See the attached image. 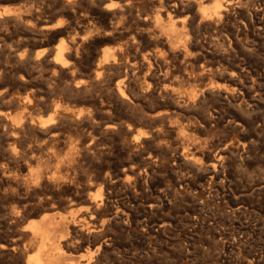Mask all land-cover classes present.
<instances>
[{
	"label": "rangeland",
	"instance_id": "1",
	"mask_svg": "<svg viewBox=\"0 0 264 264\" xmlns=\"http://www.w3.org/2000/svg\"><path fill=\"white\" fill-rule=\"evenodd\" d=\"M30 1H28V0H8L7 2H6V0H1L0 1V11H2L4 9H7V8L12 11L11 15L8 16V14H6V15L2 16V18L0 17V22H1L0 23L1 24L0 25V41H1L0 44L2 43L0 45V50H1L0 51V55H1L0 56V59H1L0 60V63H1L0 64V66H1L0 69H3V70L7 69L8 70V69L14 68V70H18L19 67H20L19 63H18L19 56L23 55L25 49L33 50L34 51L33 54L35 55V54H37L36 52L38 50L40 51L41 50L40 48H42V46L40 47V45L38 44L39 41H38L37 38H39V40H42V39H44L43 37H45V35L39 33L38 31H35L34 29H31L29 24H27L25 21H24L25 25L23 23V20L22 21H18L19 18L16 15H18V14L27 15L31 11L39 9L40 13H41V16L43 18L45 17L46 21L48 23H50V24H54V26H61V28H66L70 24V22H68V21H70L69 20L70 18L67 16L68 14H66L67 11H68V8L66 7L65 4H59L58 5L56 0H30ZM215 1L216 0H212L210 2H206L205 5L206 6L208 5V7H210L211 5L214 4ZM222 1L224 2V0H222ZM225 1L228 2L230 0H225ZM262 2H264V0H253V3L251 2L250 6L248 8L245 5L241 6V7H236L234 9L230 10L228 15L223 16V17H214V18H211V19H205L204 20V19L201 18V15L198 13V16H197L198 18L194 17V21H193V17H191V16L187 17L186 20L184 19V21H183L182 18H184L186 16V13L184 15V13H182V12H177L173 6L171 7L170 3L164 2L162 4L164 6H162V7H163V9L165 7V10L168 9V11L171 12L170 17L172 16L171 17L172 19L170 17L167 18L166 16H164L163 21H166V20L169 21V20H173L174 19L173 21L176 20L175 23H176V26L178 27V29H180V30H182L184 32L187 31L186 32L187 34L184 35L185 38H183V40L178 43V45H181V46H178V50H181L180 48H183V49L181 51L173 53V54L172 53H168L169 51L167 49V46H165V44H164V41L167 40V37H168L167 34L163 33L162 30L160 31L159 30L160 27H158L155 24L156 22H154L155 18H156L157 11H155V9L152 8V6L149 4V2L147 0H125L123 2L124 4L125 3L127 4L126 6H124L125 9L121 8V10H120V8L119 9L117 8V11H119V10L121 11V12L119 11V13L117 12L116 17L118 19L116 17L112 18L113 19L112 20V22H113L112 25L115 26L114 27L115 29L117 28L116 29L117 33L115 34V36H114V38L112 39L111 42H107L105 44L100 45L99 49H101V48L103 49V47L104 48L105 47H113L112 52L113 53H117V55L120 56V58H121L120 63L121 64H119V67H117V68H112V71L110 73L112 74V81L116 82L122 76L121 74H124L126 72V74L129 77L127 76L128 78L126 79L127 81H125L126 83L124 84V88H125L126 92L128 93V97H130V98L128 99L129 100L128 102H125V103H127L126 105H128V106H126L124 102H122L120 100H117V98L114 95H112V97H113L112 98V117L114 118V119L112 118L113 119L112 122L113 121L114 122L116 121L115 123L118 122L121 125V127L115 129L116 131H112V133H113L112 136L110 134H104V133L99 134V136H100V139L102 138L101 142H102L103 145H109L110 144L113 147L112 148V156L107 158L108 160L109 159L110 160L111 159L114 160V161L112 160V168H113L112 169V182L115 181V182H113V185H112V191H113V193H112L113 194L112 210L116 206H123L124 205V207H126V209H127L128 221H130V220L131 221L123 226L122 222H121V219L117 218L115 215L112 216L113 217V222H112V243H110V241H108V243H110L112 246L110 244L104 246V248H105V249H103L104 252L102 251V254H100V259H101L100 262H101V264H110V263L111 264H115V263L116 264H122V263L123 264H125V263L126 264H163V263L164 264H214V263L215 264H237L238 262H239L238 264H243V263H245V264H264V260H263L264 259V233H262V232H264V230L262 231V228L264 229V190H263L264 189V182H263L264 181V149H263L264 148V22H262V21H264V7H263L264 3L262 4ZM27 3L28 4L30 3V4L28 5ZM22 4H23L24 7L23 6H19V5H22ZM36 4H37V6H36ZM43 4H44V6H43ZM48 4H50L51 7ZM34 5L37 8H35ZM57 5H58V7H57ZM5 6H6V8H5ZM7 6H9V7H7ZM12 6H13V8L15 7L16 9L14 8L15 9L14 10L12 8ZM18 6H19V9L17 8ZM180 6L181 5H179L178 8H180ZM31 7H33V8L31 9ZM53 7H54V9H52ZM162 7L159 5L158 9L161 10ZM181 7H183V6H181ZM261 7H262L263 10L261 9ZM169 8H170V10H169ZM198 8H200L199 5L196 6V10ZM123 9H124V11H123ZM246 9L250 10L253 13L255 11L258 12V14L255 16V20H256L255 22L256 23L254 24V26H250L248 24V22H247V17H246V12H245ZM51 10H52V12H51ZM127 10L129 11L128 13H126ZM199 10H201V8ZM49 12H51V14ZM134 12L135 13L137 12V13L135 14ZM46 14L48 15V18L46 16ZM52 14H53V19H51L52 18ZM59 14H61V15H59ZM118 14L119 15L121 14L120 16L122 18ZM54 15H56V16H54ZM57 15H59L58 16L59 18L57 17ZM123 15H124L125 19L123 18ZM10 16H11V19H10ZM128 16H130V17H128ZM141 16H143V17H141ZM63 17H64V19L66 18L65 21H64ZM144 17L145 18L147 17L146 19H148V17H149V19L147 20V21H149L148 24L144 25V24H142L139 21L141 19H144ZM67 18H69V19H67ZM126 18H127L128 22L126 21ZM133 20H134V22H133ZM180 20H182L183 23ZM2 22H4V23H2ZM138 22H140V23L138 24ZM150 22H154V23L152 24ZM118 23H119V25H118ZM66 24H68V25H66ZM123 24H124V26H123ZM129 24H131L132 26L131 25L129 26ZM190 24H191V26H190ZM9 25H10V27H9ZM116 25H117V27H116ZM133 25H134V28H133ZM138 25L141 26L142 28H139ZM146 25H148V26H146ZM152 25H153V27L152 28L150 27L151 29L148 28L149 26H152ZM64 26H66V27H64ZM118 26L119 27L121 26V27L118 28ZM206 26H207V28H206L207 30L204 29V27H206ZM135 27H136V30H135ZM155 27H157V29ZM15 28L16 29L18 28V29L16 30ZM241 28H243V29H241ZM25 29H27L28 31L27 30L25 31ZM186 29H188L190 32L188 30H186ZM191 29L193 31H191ZM239 29H240V31H239ZM255 29H256V31H255ZM120 30H121V32H120V35H119V31ZM145 30H146V32H145ZM155 30L160 31L161 33H163V35L160 32H157ZM131 31H132V33H131ZM242 31H244V32H242ZM253 31H255V32H253ZM5 32H6V35H5ZM125 32H127V33H125ZM147 32L149 33V35H148ZM233 32H235L234 33L235 35L233 34ZM236 32H237V34H236ZM32 33H33V37H32ZM139 33L141 35H139ZM157 33H159L160 35H158ZM190 33H192V34H190ZM122 34H123V36H122ZM154 34L156 35L155 37H153ZM124 35L125 36L127 35L129 37V39H128V37H125ZM146 35H148L149 37L147 36V38H146ZM199 35H200V37H199ZM71 36H73V37H71ZM131 36H134V37H132V40L130 39ZM136 36L138 38H136ZM19 37H20V39H19ZM70 38L74 39V40L75 39L79 40L78 38H80V33H77V32L75 33V31H73V32L70 33ZM123 38H124V40H123ZM152 38H154V39H152ZM15 39H17L16 40L17 42L15 41ZM36 39H37V41H36ZM150 39H152V40H150ZM157 39H159L161 41H159ZM56 40L57 41H55L52 45H54L55 43H57L59 41V39H56ZM136 40L137 41L140 40V41H138V43H137ZM141 40H142V43H141ZM144 40H146L147 43ZM201 40H202V42H199ZM223 40H224V42H223ZM231 40H232V42H231ZM131 41H133L132 44H131ZM190 41H192V42H190ZM195 41L198 42V44L195 43ZM225 41H227V42H225ZM234 41H236L237 43L235 44ZM6 43H7V45H6ZM156 43L158 44L157 46H156ZM29 44L31 46H29ZM112 44H113V46H112ZM147 44H149V45H147ZM150 44H153L154 48L152 47V45L150 46ZM15 45H16V47H13V48L11 47V46H15ZM130 45H131L132 48L130 47ZM140 45L141 46L143 45L142 48H141ZM2 46H4V47H2ZM17 47H18V49H17ZM133 47H135L136 49L133 48ZM14 49H15V51H14ZM121 49H124V50H121ZM137 49H139V50H137ZM185 49H186V51L187 50L188 51L186 52ZM191 49H192V51H190ZM194 49H195V51H194ZM229 49H230V51L231 50L232 51L229 52ZM139 51H141V52H139ZM2 52H3V54H2ZM134 52H139V53L137 55V53H134ZM188 52H190V54ZM199 52H201V53H199ZM211 52H212V55H211ZM221 53H222V55L220 56ZM132 54H134V55H132ZM231 54H232V56H231ZM155 55H157V56H155ZM190 55H191V58H190ZM154 56H155V60H154ZM194 56H196V57H194ZM202 56H204L207 61L205 60V58H202ZM132 57H134V58H132ZM141 57L144 60H146V62H147L146 66L147 67L145 66V68H141L142 70L139 67L136 68L135 65H133V67H132L131 64L133 62V59H135V58L142 59ZM158 57H160V58H158ZM165 57H166V59H165ZM214 57H216V58H214ZM129 58H130V60H129ZM149 58H151V59H149ZM162 58H163V60H162ZM8 60H9V62H8ZM150 60H152V61H150ZM186 60H188V61H186ZM195 60H197V61H195ZM10 61H11V63H10ZM129 61L130 62L132 61L131 64H129ZM169 61H171V62H169ZM204 61H206V62L204 63ZM210 61H211V63H210ZM152 62H154V63H152ZM160 62H162V64ZM173 62H176V63H173ZM213 62H214V64H213ZM218 62H219V64H218ZM195 63H197V64L195 65ZM6 64H8V65L5 66ZM124 64H125V66H124ZM159 64H161V65H159ZM243 64H244V66H243ZM30 65H31V67H30ZM39 65H40V63L38 64L37 61L33 60L31 62V64L28 65L30 67V68L28 67V69L31 70L33 76L35 77V81L36 82L38 81L36 87L38 89H39V87H41L40 88L41 91L45 90L46 92H49V94L54 95V97L51 95L52 98H51L50 102L48 100L44 101L45 104H43L44 103L43 100L39 99L37 96H36L37 99L34 100L32 102V104L27 105V106L25 104H23V102H21L22 101L21 99L24 98L25 94H27L28 92H31V90H32L31 88L32 87H29V86L26 87L25 85H23V82L21 83L20 80H17V81L14 82V81L10 80L4 74V72L0 73L1 74L0 75L1 76V78H0V89L1 90L9 89L8 91L10 92V97H7L3 101L2 100L0 101V108L2 107V109H5V110L8 108L7 111L9 112L8 113V116H9L8 124L6 125V124L0 122V130H1V132H0V148L4 151L3 152L0 149V160L2 159L0 161V171L6 170V169L7 170L13 169V167L17 163H19V162L22 163L23 160L26 161L30 156H32L34 154L39 156V157H41V158L43 157L42 159L46 162L45 166L47 168H51L52 169L58 163L57 158H59V157L62 158L64 155L67 156V154L72 151L73 159L72 160H69V159L65 160V165L67 166V169L65 170V172L69 173L71 175L70 177H71L72 180H74L75 184H77V185L79 184L80 185L81 182H83V174L85 175V174H87V172H89V170L91 171L92 168H93L92 164L96 163V162H94V160L92 158H90V159L88 158V159H85V160H82V159L80 160V158L77 156V154H78L77 146L81 143V140H82L81 138L83 136H85V134L87 135L89 133V131H90V128L88 129V125L85 124V122L82 121V119H77V115H76V111L79 112L80 110H82L83 109L82 107H84V105L80 102L78 94L73 93V92L71 93V92H68V91L67 92L63 91L62 92L61 88H58L54 83H53L54 85H52V80L48 79V78L53 77L52 69L50 68V66L45 67L43 64H41L40 66ZM227 65H229V66L227 67ZM162 66H164V67H162ZM190 66H191V68H189ZM225 66H226V68H225ZM229 67H232V68H229ZM128 68H130V69L128 70ZM154 68H157V70L154 69ZM132 69H134V70H132ZM147 69H149V70H147ZM192 69H194V70H192ZM172 70H174V71H172ZM182 70H184V72ZM189 70H190V72H189ZM231 70H232V72H231ZM133 71H135L136 73L133 72ZM141 71L142 72L144 71L143 72L144 74ZM240 71H241V73H240ZM166 72H168V73H166ZM137 73H139V74H137ZM231 73H233V77L231 76ZM41 74H42V76H41ZM119 74H120V76H119ZM133 74H135V75L133 76ZM153 74H154V76H153ZM180 74L183 75V77ZM116 75H117V79H115ZM179 75H180V77H178ZM135 76H136V78H135ZM204 76H206V78ZM212 76H214V77H212ZM215 76H216V78H215ZM150 77H152V79L154 81L152 79H149ZM181 77L183 79H180ZM224 77L226 78L227 81L225 80ZM138 78L140 80H137ZM166 78H168V79H166ZM186 78H188V79H186ZM213 78H215V79H213ZM2 79H4V81ZM133 79H135V80H133ZM130 80H132L133 83H132V81L130 82ZM212 80H213V82H212ZM219 80H221V81H219ZM134 81H135V83H134ZM183 81H185V82H183ZM216 81H217V83H216ZM142 82H143V84H142ZM171 82H172V84H170ZM179 82H180V85L177 84ZM182 82H183V84H182ZM189 82L192 83V84H189ZM243 82H245V83H243ZM2 83H5V84H2ZM127 83H129L132 87L129 84L127 85ZM158 83H160V84L158 85ZM185 83L188 84V85H186ZM184 84H185V86H184ZM236 85H238L240 88H242L241 91L240 90L237 91ZM128 86H129V88H126ZM5 87H6V89H5ZM37 88H36V90H37V92H39L40 90H38ZM130 88H132V89H130ZM52 89H54L55 91L54 90L52 91ZM187 90L188 91L190 90L191 92L188 93ZM101 91H102V89H101ZM132 91H133L134 94L132 93ZM195 91L198 92V93H196ZM162 92H164V93L162 94ZM165 92H167L168 94H166ZM58 93L61 94V95L59 96ZM135 93H136V95H135ZM137 94H139L140 96L137 95ZM144 94H146V96ZM203 94H204V96H203ZM142 95H144V96H142ZM165 95H166V97H165ZM191 95H193V96H191ZM180 96H181V98L178 99ZM211 96H212V98H211ZM136 97L138 99H136ZM155 97L158 98V99H156ZM174 97H175L176 100L174 99ZM250 97H251V99H250ZM19 98H21V99H19ZM139 98H140V100H139ZM161 99H162V101H161ZM177 99L180 100V102H182V103H179V101ZM216 99H217V101H216ZM238 99H239V101H238ZM134 100H136V101H134ZM155 100H157V102ZM209 100H210V102H209ZM130 101H131V103H130ZM251 101H253V102L251 103ZM55 102H58V103L61 102L60 104H62L60 110H58V116L61 117V118L59 117V120H58L60 122V124H59V122H57L55 124V126L57 127V131H58L57 139H54V141L52 139L50 140V134L47 135V137H49V138H47V137H45V135H43L40 132V130L38 128H36V129L33 128V127L28 128L29 127L28 126V127H25V128H21L23 130H21V133L19 134V136H20L18 138V140H20V141H18L19 144L17 143L15 150H12L11 148H14V145L12 144L13 139H12V136H11L12 131L10 130V126L11 127L18 126V124L15 121V118L18 117V116H22L23 118L25 117V119L26 118L28 119L29 117H33V116L35 118H40L41 115H42L41 118L48 117V116H50L51 113L54 112L53 111L54 109H49V111H48V110H46V107L47 106H51L50 103L53 104ZM238 102H241L242 105L240 106V103H238ZM77 103H78V105H77ZM120 103H122V104L120 105ZM11 105L12 106L14 105L13 106L14 108L13 107L11 108ZM152 105H154V106H152ZM169 105H171V106H169ZM15 106H16V108H15ZM78 106H81V107H78ZM124 106H126V107L123 108ZM135 106H136V108H135ZM177 106H179V107L177 108ZM156 107H157V109H156ZM202 107H203V109H202ZM126 108L128 110H126ZM138 108H139V110H137ZM205 108L207 110H205ZM115 109H117L118 111H116ZM183 109H185V110H183ZM199 109L201 110V112H200ZM119 110H121V111H119ZM125 110H126V112L127 111L128 112L127 113L124 112ZM134 110H136V111H134ZM239 110H241V111H239ZM42 111H44V112H42ZM190 111H192V112H190ZM46 112L48 114H46V116L44 117V115H45L44 113H46ZM115 113H116V115H115ZM195 113H196V115H194ZM158 114H159V116H158ZM200 114L202 115V119H200L201 118ZM171 115H172V117H171ZM117 116H118V119H116ZM177 116L179 117L178 119H177ZM130 117L132 118V120H131ZM192 118H194V119H192ZM133 119H135V120H133ZM149 119L151 120L150 123L148 122V121H150ZM256 119H258V120H256ZM126 120H127V122H126ZM63 121H65L67 123V125ZM138 121H139V123L137 125L136 122H138ZM186 121H189V122H186ZM201 121H202L203 124H200ZM251 121L253 122V124H252ZM158 122H159V125H158ZM179 122L182 123V125H180ZM196 122H198V123H196ZM239 122L241 124H237ZM155 123H156V126H155ZM161 123H162V125H161ZM169 123H172V124L170 125ZM75 124H76V126H75ZM128 124H129V126H128ZM134 124H135V126H134ZM167 124H169V126ZM5 125L8 126L9 129H6L8 127H6ZM72 126H73V128H72ZM126 126L128 127V129H127ZM20 127H22V126H20ZM20 127H18V128H20ZM65 127H67V129H69V130L67 131V129ZM163 127H164V131L162 130ZM27 128L29 130H27ZM177 128H179V129H177ZM208 128L210 130H208ZM24 129L26 131H29V133L28 132L24 133V132H26ZM180 129H181V131H180ZM65 130H66V132H65ZM173 130H174V132H173ZM176 130H179L178 133H177ZM182 130H183V132H182ZM70 131L72 133L74 131L73 134L75 136L72 135V133ZM167 131H168V133H167ZM189 131H192L193 134L191 132H189ZM119 132H120V135H119ZM141 132L143 134H145L146 136L144 135L139 141H136L135 138H133V137L135 136V134H138V133H141ZM68 133H70V134H68ZM154 133H157V134L154 135ZM194 133H196V134H194ZM161 134H163L162 137H161ZM76 135H78V136H76ZM171 135H173L172 138H170ZM22 136H25V137L22 138ZM28 136L31 137V138L29 139ZM32 136L35 137V138H33ZM36 136H38V139H37ZM62 137L63 138L65 137L66 139L65 138L63 139ZM114 137H116L115 141H114ZM2 138H4V139L2 140ZM76 138L78 139V141H76L77 140ZM109 138H110V141L108 140ZM174 138H175V140H174ZM21 139H22V141H21ZM126 139H128V141H126ZM129 139H130V141H129ZM150 139H152L153 141L150 140ZM179 139H180V141H179ZM44 140L45 141L48 140L49 142L48 141L45 142ZM64 140H65V142H64ZM111 140L114 141V142H117V144H119V145L117 146V144H115ZM50 141H52L53 143L50 142ZM74 141H75V143H74ZM105 141H107V143ZM144 141H146V142H144ZM183 141H185V142L183 143ZM36 142L38 143V145L42 146L40 151L37 149ZM58 142L59 143L61 142L60 143L61 146L59 145ZM179 142H180V144H179ZM30 143H32V144H30ZM33 143H35V144H33ZM56 143L58 145V148H57ZM127 143H129V144H127ZM53 144H54V147H53ZM123 144H124V146L126 145V148L123 146ZM173 144H175L176 146L175 145L173 146ZM65 145H68V146H65ZM129 145H130V148H128ZM49 146H50V148H49ZM63 146H64V148H63ZM152 146H153V148H152ZM156 146H157V148H156ZM123 147H124V149H123ZM20 148H21V150H20ZM31 148H33V149H31ZM115 148H116V150H115ZM18 149H19V151H18ZM22 149H23V151H22ZM42 149H43V151H42ZM45 149H47V150H45ZM145 149H148V150H145ZM161 149H162V151H161ZM10 150H11V153L9 152ZM137 150L140 151V153ZM158 150L161 151V152H159ZM1 151H2L3 154H1ZM12 151H14V152H12ZM46 151H48V153H46ZM149 151L151 152V154H150ZM166 151L169 153V155L167 154ZM171 151H172V153H171ZM60 152H62V153H60ZM131 152H133V153H131ZM148 152H149V154H147ZM156 152H157V155H155ZM29 153L31 155H29ZM36 153H38V154H36ZM212 153H213V155H212ZM130 155H131V157H130ZM153 155H154V158H153ZM160 155H161V157H160ZM188 155H190V156H188ZM218 155H221V156H218ZM181 156H182L183 159L181 158ZM216 156H217V158H216ZM50 157L52 159L53 158H56V159H53L51 162H49L48 158H50ZM125 157H127V158H125ZM177 157H178V159H177ZM207 157H209V158H207ZM214 157H215V159H214ZM76 158H77V160H76ZM189 158L191 159V161H190ZM208 159L212 160V161L209 162ZM55 160H56V162H55ZM133 160H135V161H133ZM156 161H157V163H156ZM176 161H177V163H176ZM114 162H117V163H114ZM129 163L131 164V166H130ZM207 164H208V166H207ZM88 165H89V167H88ZM187 165H189V166H187ZM138 167L140 169H138ZM181 167H183V168L181 169ZM188 167H190V168H188ZM193 167H195V168H193ZM116 168H118V169H116ZM184 168L187 171L184 170ZM120 170H122V171L124 170L123 173ZM128 170H129V173H128ZM131 171L134 172V173H132ZM204 171H205V173H204ZM119 172H120V174H119ZM187 172H188L189 176H188ZM191 172H192V174H191ZM145 173L147 174V176H146ZM171 173L173 174L172 176H171ZM175 173L176 174L178 173V174L176 175ZM214 173H215L216 176L214 175ZM116 174H118V176H115ZM123 174H125V175H123ZM24 175L26 177H24V176L23 177L26 178V179H28L29 178L28 176H30V174L27 173V172H25ZM168 175L171 176V177H169ZM184 175H185V177H184ZM190 175H192V176H190ZM149 176H150V178H148ZM161 176L163 178H161ZM197 176L199 178H197ZM166 177H168V178H166ZM130 178H133V179L130 180ZM180 178H182L181 179L182 181L180 180ZM189 178L191 180H195V181H191ZM76 180H78V181H76ZM138 180H139V183H138ZM160 180L162 181V183H161ZM152 182H154V184H152ZM181 182H184V183H181ZM196 182H198V183H196ZM225 182H227V183H225ZM116 184L119 187H116ZM143 184H144V186H143ZM180 184H181V187H180ZM133 185H134V187H133ZM162 185L164 187H162ZM187 185H189L192 188L188 187ZM140 186H141V189H140ZM170 186H171V188H170ZM143 187L145 188V190H144ZM221 187L222 188L224 187V188L222 189ZM165 188H167V189H165ZM176 188L178 189V191H176L177 190ZM220 188H221V190H220ZM129 190H130L131 194L128 193ZM156 190H158V191H156ZM167 190H169V192H167ZM64 192H66V194ZM143 192H145V193H143ZM160 192L163 193V194H161ZM68 193H70V194H68ZM120 193H122V194H120ZM72 194L73 193L71 192V190L66 188V187L63 189V192L61 190L60 193L58 194V196L62 197L63 199H66V200L69 199V203H68L69 205L65 206L66 209H62L61 211L62 212L64 211V213H68L70 211H76L77 213H81V212L84 213L85 210H83L84 208H82L83 204L80 201H78V200L76 201V196L72 195ZM167 194H169V195H167ZM163 195H164V197H162ZM170 195H171V197H170ZM172 195H174V196H172ZM145 197L147 198V200H146ZM72 198H74V199H72ZM3 199L6 200V201L3 202L4 201ZM152 199H153V201H152ZM236 199H237L238 202L236 201ZM10 200L11 199H8V198L7 199L6 198H0V204H4L6 206V203H7V206H9L10 204H12V200H11V202H10ZM173 200H175V201H173ZM54 201H56V199H54ZM118 201H120V202L118 203ZM232 201H234L235 203L232 202ZM259 202H261V203H259ZM239 203H240V205H239ZM159 204H160V206H159ZM149 205H151V206H149ZM242 205H244V206H242ZM255 205L257 207H255ZM259 205H260V208H258ZM0 206H2V205H0ZM234 206H236V207H234ZM194 212H195V214H193ZM112 213H113V211H112ZM139 215H141V216L139 217ZM241 217H242V221H241ZM2 219L3 218H1L0 220L2 221ZM154 219H155V222H154ZM170 219H172L173 221L172 220L170 221ZM192 219H194V220H192ZM139 221H140L141 224L142 223L143 224L141 225L139 223ZM169 222H171V223H169ZM114 223H116V224H114ZM210 223L211 224L215 223V225H210ZM198 225H199V227H198ZM153 226L156 227V228H153ZM160 226H162V227H160ZM143 227L144 228L146 227V228L143 229ZM148 227H149V229H148ZM151 227L153 229H151ZM216 227H218V228L216 229ZM227 228H229V229H227ZM121 229L124 230V231H122ZM146 229H148L149 231L146 230ZM160 229L162 231H160ZM213 229H214V232H216V233L213 232ZM241 229L244 232H242ZM251 229H253V231ZM0 231H3V229L0 228ZM227 231L228 232L230 231V232L228 233ZM255 231H256V233H254ZM122 232L123 233L125 232V233L123 234ZM218 232L220 234H218ZM145 234H146V236H145ZM124 235H125V237H124ZM161 236H162V238H160ZM218 236H220V237H218ZM118 237H119V239H118ZM149 237H150V239H149ZM122 238L125 239V241ZM234 238H236V239H234ZM141 239H144V240H141ZM91 240L93 241L94 239H91ZM119 240H123V241H119ZM234 240H235V242L236 241L237 242L234 243ZM126 241H129V242H126ZM143 242L145 243V245H144ZM251 242L253 244L250 245ZM114 243H116V244L114 245ZM216 243H217V245H216ZM219 244H220V248H219ZM120 245H122V246H120ZM138 247H140V248H138ZM222 247H224V248H222ZM232 248H234V249H232ZM181 250H183V251H181ZM250 250H252V251H250ZM175 251H176V253H175ZM254 251H255V253H254ZM139 253H140V255L142 254L143 256L142 255L140 256ZM182 253H184V254H182ZM238 253L241 255L240 257H239ZM113 255H114L115 258L113 257ZM166 256H168L169 258L166 257ZM140 257H142V258H140ZM228 257H229V259H228ZM261 257H263V258H261ZM122 259L123 260L125 259V260L123 261ZM111 260L114 261V262H112ZM173 260H174V262H173ZM252 261H253V263H252Z\"/></svg>",
	"mask_w": 264,
	"mask_h": 264
},
{
	"label": "bare ground",
	"instance_id": "2",
	"mask_svg": "<svg viewBox=\"0 0 264 264\" xmlns=\"http://www.w3.org/2000/svg\"><path fill=\"white\" fill-rule=\"evenodd\" d=\"M1 1V0H0ZM8 0H6L7 2ZM30 1V0H28ZM58 5L59 4H65L66 7L68 8V11L66 14H68L67 16L70 18V24L69 26H64L66 28H61V26H54V24H50L46 21V18L44 19L41 16L40 10H33L31 11L29 14L27 15H23V14H18L16 15L19 20L18 21H22L23 23L24 21L29 24L31 29H34L35 31H38L39 33L45 35V37H43L44 39L39 40V45L40 47L42 46V48H40L41 50L38 52H36L37 54H33V50L30 49H25L23 55L19 56V69L18 70H14V68L11 69H0V73L4 72V74L12 81H17L20 80L21 83L23 82V85H25L26 87H32L31 92H28L27 94H25L24 98L21 99L23 102V104L30 105L32 104V102L34 100H36V96L44 101H49L51 100V95L49 94V92H46L45 90H40L41 87H39V89L36 87L38 81H35V77L33 76L31 70L28 69V65L31 64V62L33 60L37 61L38 64L40 63L43 64L45 67L50 66V68L52 69V75L53 77L48 78L52 80V85H56L58 88H61V91H65V92H73L79 95V100L80 102L84 105V107H82L83 109L80 110L79 112L76 111V115H77V119H82V121L85 122V124L88 125V129L90 128L89 133L85 136H83L80 140L81 143L77 146V156L80 158V160H85V159H90L92 158L94 160V162H96L93 165L92 170L89 172H87V174H83V182H81V184L77 185L74 183V180L71 179V175L69 173H66L65 170L67 169V166L65 165V160H72L73 159V153L72 151L70 153L67 154V156H61L62 158H57V165L54 168H47L46 162L39 156L37 155H32L30 156L26 161L23 160L22 163H17L13 169L10 170H2L0 171V198H8L12 200V204H8L9 206H6L4 204H0L2 206H0V219H2V221L0 220V228L3 229V231H0V264H101L100 262V254H102V251L105 245H109L110 243H112V222H113V215H115L117 218L121 219L122 225H126L127 223H129L130 221H128V215H127V209L126 207L123 206H116L113 208L112 210V198H113V191H112V185H113V181L112 182V160L113 159H107L108 157L112 156V145H103L100 139L99 134L104 133V134H110L112 136V131H116L115 129L121 127V125L117 122L115 123L114 121L112 122V120L114 119L112 117V95H114L117 100H120L122 102H128L129 98L128 97V93L126 92L125 88H124V84L126 83L125 81H127L126 79L129 77L126 72L124 74H121L122 76L116 81H112V74L110 73L112 71V68H117L119 67L121 58L119 55H117V53H113L112 49L113 47H103V49H99L100 45L105 44L107 42H111L112 39L114 38L115 34L117 33L116 29L114 28L115 26L112 25V18L116 17L117 12L119 13V11L121 10V8H124V6H126L127 2L124 4L123 2L125 0H56ZM149 2V4L152 6V8L155 9V11H157L156 14V18L155 24L160 27V31L162 30L163 33L167 34V40L164 41L165 46H167L168 49V53H176L181 51L183 48H180L181 50H178V45L179 42H181L183 40L184 35L187 34L186 29L184 31L178 29V27L176 26L175 21L173 20H169V21H163L164 16H166L167 18L170 17L171 12L167 10H165V7L163 9L162 5L164 2H168L171 4V7L173 6L175 8V10L177 12H182L186 13V16L183 19L186 20L187 17H193V21H194V17L198 16V13L201 15L202 19H211L214 17H223L228 15L229 11L236 8V7H241V6H247V8L250 6L251 2L253 3V0H230V1H225L224 2L222 0H216L214 2L213 5H211L210 7H208V5L206 6L205 3L206 2H210L212 0H147ZM31 2V1H30ZM40 2V1H39ZM38 2V3H39ZM42 2V1H41ZM259 2V1H258ZM5 3V2H4ZM9 3V2H8ZM36 3V2H35ZM47 3V2H46ZM53 3V2H52ZM264 2H262L263 4ZM6 4V3H5ZM28 4V3H27ZM30 4V3H29ZM28 4V5H29ZM148 4V5H149ZM209 4V3H208ZM11 5V4H10ZM32 5V4H31ZM40 5V4H39ZM50 6V4H48ZM57 5V7H58ZM161 6L162 9H158V6ZM181 5L183 7L180 6V8H178V6ZM199 5V7L201 8V10H199L200 8H198L196 10V6ZM19 6H23L19 5ZM19 6L17 7L19 9ZM37 6V4H36ZM35 5L34 7L37 8ZM44 6V4H43ZM166 6V5H165ZM169 6V5H168ZM167 6V7H168ZM259 6V5H258ZM263 6V5H262ZM9 7V6H7ZM24 7V6H23ZM22 7V8H23ZM28 7V6H27ZM39 7V6H38ZM46 7V6H45ZM51 7V6H50ZM55 7V6H54ZM54 7L52 9H54ZM260 7V6H259ZM264 7V6H263ZM6 8V6H5ZM13 8V6H12ZM15 8V7H14ZM13 8V9H14ZM21 8V7H20ZM29 8V7H28ZM33 7H31L32 9ZM34 8V9H35ZM41 8V7H40ZM117 8L120 10L117 11ZM178 8V9H177ZM16 9V8H15ZM14 9V10H15ZM45 9V8H44ZM43 9V10H44ZM51 9V8H50ZM66 9V8H65ZM125 9V8H124ZM123 9V11H124ZM242 9V8H241ZM244 9V8H243ZM250 9V8H249ZM252 9V8H251ZM262 9V7H261ZM26 10V9H25ZM42 10V9H41ZM61 10V9H60ZM134 10V9H133ZM151 10V9H150ZM170 10V8H169ZM263 10V9H262ZM17 11V10H16ZM23 11V10H22ZM28 11V10H27ZM165 11V12H164ZM243 11V10H242ZM47 12V11H46ZM45 12V13H46ZM52 12V10H51ZM51 12H49L51 14ZM121 12V11H120ZM129 11L127 10L126 13H128ZM132 12V11H131ZM154 12V11H153ZM246 17H247V22L250 26H254V24L256 23L255 21V16L258 14L257 11H255L254 13L251 12L250 10L246 9ZM12 11L7 9H4L2 11H0V17L2 18V16L8 14L11 15ZM14 13V12H13ZM17 13V12H16ZM21 13V12H20ZM135 13V12H134ZM137 13V12H136ZM135 13V14H136ZM151 13V12H150ZM149 13V14H150ZM236 13V12H235ZM49 14V15H50ZM55 14V13H54ZM58 14V13H57ZM140 14V13H139ZM142 14V13H141ZM144 14V13H143ZM148 14V15H149ZM152 14V13H151ZM150 14V15H151ZM176 14V13H175ZM261 14V13H260ZM13 15V14H12ZM61 15V14H59ZM57 15V17L59 16ZM119 15V14H118ZM121 15V14H120ZM119 15V16H120ZM127 15V14H126ZM138 15V14H137ZM147 15V16H148ZM244 15V14H243ZM47 18L48 15L46 14ZM56 16V15H54ZM139 16V15H138ZM230 16V15H229ZM121 17V16H120ZM119 17V18H120ZM130 17V16H128ZM134 17V16H133ZM143 17V16H141ZM165 17V18H166ZM172 17V16H171ZM170 17V18H171ZM238 17V16H237ZM260 17V16H259ZM8 18V17H7ZM51 18V17H50ZM55 18V17H54ZM59 18V17H58ZM117 18V17H116ZM122 18V17H121ZM123 18L125 19L124 15ZM136 18V17H135ZM147 18V17H146ZM144 17V19L139 20L142 24H148L149 21H147L149 19H146ZM198 18V17H197ZM236 18V17H235ZM11 19V16H10ZM53 19V14H52V18ZM64 19V17H63ZM66 19V18H65ZM64 19V21H65ZM118 19V18H117ZM123 19V20H124ZM134 19V18H133ZM172 19V18H171ZM239 19V18H238ZM241 19V18H240ZM245 19V18H244ZM259 19V18H258ZM263 19V18H262ZM14 20V19H13ZM50 20V19H49ZM48 20V21H49ZM55 20V19H54ZM53 20V21H54ZM120 20V19H119ZM118 20V21H119ZM135 20V19H134ZM133 20V22H134ZM196 20V19H195ZM235 20V19H234ZM125 21V20H124ZM127 21V18H126ZM138 21V20H137ZM178 21V20H177ZM182 21V20H180ZM182 21V23H183ZM197 21V20H196ZM244 21V20H243ZM262 21V20H261ZM5 22V21H4ZM2 22V23H4ZM63 22V21H62ZM115 22V21H114ZM117 22V21H116ZM121 22V21H120ZM128 22V21H127ZM132 22V21H131ZM138 22V24L140 23ZM154 22H150V23H154ZM200 22V21H199ZM246 22V21H245ZM264 22V21H262ZM261 22V23H262ZM1 23V22H0ZM10 23V22H9ZM8 23V24H9ZM67 23V22H66ZM136 23V22H135ZM134 23V24H135ZM181 23V24H182ZM191 23V22H190ZM239 23V22H238ZM237 23V24H238ZM241 23V22H240ZM6 24V23H5ZM12 24V23H11ZM21 24V23H20ZM65 24V23H64ZM63 24V25H64ZM132 24V23H131ZM129 24V26L131 25ZM186 24V23H185ZM192 24V23H191ZM190 24V26H191ZM243 24V23H242ZM1 25V24H0ZM18 25V24H17ZM25 25V23H24ZM68 25V24H66ZM119 25V23H118ZM150 25V24H149ZM195 25V24H194ZM193 25V26H194ZM212 25V24H211ZM260 25V24H259ZM262 25V24H261ZM122 26V25H121ZM120 26V27H121ZM124 26V24H123ZM128 26V27H129ZM132 26V25H131ZM148 26V25H146ZM187 26V25H186ZM192 26V27H193ZM238 26V25H237ZM263 26V25H262ZM10 27V25H9ZM117 27V25H116ZM118 26V28H120ZM139 28H142L141 26L138 25ZM145 27V26H144ZM152 28V26H149L148 28ZM182 27V26H181ZM180 27V28H181ZM203 27V26H202ZM258 27V26H257ZM28 28V27H27ZM123 28V27H122ZM134 28V25H133ZM138 28V29H139ZM150 28V29H151ZM157 29V27H155ZM184 28V27H183ZM206 27H204V29H206ZM231 28V27H230ZM247 28V27H246ZM252 28V27H251ZM255 28V27H254ZM253 28V29H254ZM4 29V28H3ZM16 29V28H15ZM18 29V28H17ZM16 29V30H17ZM210 29V28H209ZM212 29V28H211ZM243 29V28H241ZM2 30V29H1ZM27 29H25L26 31ZM136 30V27H135ZM134 30V31H135ZM141 30V29H140ZM139 30V31H140ZM144 30V29H143ZM148 30V29H147ZM153 30V29H152ZM207 30V29H206ZM214 30V29H213ZM235 30V29H234ZM237 30V29H236ZM8 31V30H7ZM28 31V30H27ZM75 31V33H80V38H78L79 40H74L70 38V33ZM125 31V30H124ZM154 31V30H153ZM157 31V30H155ZM157 31V32H160ZM189 31V30H188ZM191 31H193L191 29ZM240 31V29H239ZM256 31V29H255ZM253 31V32H255ZM14 32V31H13ZM12 32V33H13ZM16 32V31H15ZM33 32V31H32ZM121 30L119 31V35H120ZM138 32V31H137ZM144 32V31H143ZM146 32V30H145ZM149 32V31H148ZM147 32V33H148ZM190 32V31H189ZM196 32V31H195ZM244 32V31H242ZM35 33V32H34ZM127 33V32H125ZM132 33V31H131ZM146 33V34H147ZM151 33V32H150ZM161 33V32H160ZM163 33H161L163 35ZM193 33V32H192ZM190 33V34H192ZM235 32H233L234 34ZM22 34V33H21ZM28 34V33H27ZM31 34V33H30ZM73 34V33H72ZM143 34V33H142ZM156 34V33H155ZM154 34L153 37H155L156 35ZM158 35H160L159 33H157ZM237 34V32H236ZM239 34V33H238ZM241 34V33H240ZM6 35V32H5ZM10 35V34H9ZM24 35V34H23ZM29 35V34H28ZM35 35V34H34ZM139 35H141L139 33ZM149 35V33H148ZM146 35V38L147 36ZM198 35V34H197ZM235 35V34H234ZM36 36V35H35ZM123 36V34H122ZM125 36V35H124ZM145 36V35H144ZM152 36V35H151ZM188 36V35H187ZM190 36V35H189ZM215 36V35H214ZM223 36V35H222ZM233 36V35H232ZM7 37V36H6ZM32 37H33V33H32ZM73 37V36H71ZM125 37H128L127 35ZM124 37V38H125ZM131 36V40H132ZM149 37V36H148ZM162 37V36H161ZM200 37V35H199ZM202 37V36H201ZM236 37V36H235ZM238 37V36H237ZM15 38V37H14ZM17 38V37H16ZM22 38V37H21ZM118 38V37H117ZM123 38V40H124ZM136 38H138L136 36ZM143 38V37H142ZM157 38V37H156ZM160 38V37H159ZM163 38V37H162ZM165 38V37H164ZM189 38V37H188ZM192 38V37H191ZM8 39V38H7ZM20 39V37H19ZM23 39V38H22ZM32 39V38H31ZM36 39V41H37ZM56 39H59V41L57 43H55L54 45H52L55 41H57ZM129 39V37H128ZM154 39V38H152ZM150 39V40H152ZM195 39V38H194ZM236 39V38H235ZM240 39V38H239ZM5 40V39H4ZM14 40V39H13ZM17 39H15L16 41ZM134 40V39H133ZM143 40V39H142ZM141 40V43H142ZM159 40V39H157ZM186 40V39H185ZM198 40V39H197ZM196 40V41H197ZM208 40V39H207ZM225 40V39H224ZM223 40V42H224ZM230 40V39H229ZM228 40V41H229ZM7 41V40H6ZM26 41V40H25ZM34 41V40H33ZM137 41V40H136ZM140 41V40H138ZM137 41V43H138ZM146 42V40H144ZM149 41V40H148ZM161 41V40H159ZM163 41V40H162ZM187 41V40H186ZM198 44V42H196ZM237 41V40H236ZM234 41V43L236 44L237 42ZM1 42V41H0ZM3 42V41H2ZM17 42V41H16ZM15 42V43H16ZM144 42V43H145ZM151 42V41H150ZM155 42V41H154ZM192 42V41H190ZM194 42V41H193ZM199 42H202L199 41ZM217 42V41H216ZM220 42V41H219ZM218 42V43H219ZM227 42V41H225ZM232 42V40H231ZM4 43V42H3ZM21 43V42H20ZM122 43V42H121ZM133 43V41H131V44ZM140 43V44H141ZM147 43V42H146ZM149 43V42H148ZM152 43V42H151ZM160 43V42H159ZM187 43V42H186ZM185 43V44H186ZM2 44V43H1ZM0 44V45H1ZM10 44V43H9ZM32 44V43H31ZM201 44V43H200ZM199 44V45H200ZM231 44V43H230ZM234 44V45H235ZM7 45V43H6ZM35 45V44H34ZM128 45V44H127ZM134 45V44H133ZM149 45V44H147ZM153 44H150V46ZM158 44L156 43V46ZM184 45V44H183ZM188 45V44H187ZM211 45V44H210ZM209 45V46H210ZM216 45V44H215ZM219 45V44H218ZM238 45V44H237ZM25 46V45H24ZM29 46H31L29 44ZM33 46V45H32ZM111 46V45H110ZM113 46V44H112ZM137 46V45H136ZM141 46V45H140ZM139 46V47H140ZM143 46V45H142ZM141 46V48H142ZM146 46V45H145ZM160 46V45H159ZM163 46V45H162ZM190 46V45H189ZM198 46V45H197ZM212 46V45H211ZM214 46V45H213ZM4 47V46H2ZM8 47V46H7ZM16 47L15 46H11ZM34 47V46H33ZM131 47V45H130ZM185 47V46H184ZM201 47V46H200ZM22 48V47H21ZM132 48V47H131ZM135 48V47H133ZM154 48V47H153ZM189 48V47H188ZM209 48V47H208ZM207 48V49H208ZM238 48V47H237ZM18 49V47H17ZM130 49V48H129ZM136 49V48H135ZM161 49V48H160ZM166 49V50H167ZM187 49V48H186ZM185 49V51H186ZM8 50V49H7ZM13 50V49H12ZM23 50V49H22ZM115 50V49H114ZM124 50V49H121ZM132 50V49H131ZM139 50V49H137ZM143 50V49H142ZM146 50V49H145ZM144 50V51H145ZM150 50V49H149ZM156 50V49H155ZM164 50V49H163ZM165 50V51H166ZM201 50V49H200ZM206 50V49H205ZM204 50V51H205ZM215 50V49H214ZM222 50V49H221ZM262 50V49H261ZM1 51V50H0ZM9 51V50H8ZM15 51V49H14ZM151 51V50H150ZM184 51V52H185ZM188 51V50H187ZM186 51V52H187ZM192 51V49L190 50ZM195 51V49H194ZM217 51V50H216ZM220 51V50H219ZM218 51V52H219ZM226 51V50H225ZM232 51V50H231ZM229 49V52H231ZM253 51V50H252ZM12 52V51H11ZM18 52V51H17ZM121 52V51H120ZM141 52V51H139ZM139 52H134V53H138ZM221 52V51H220ZM236 52V51H235ZM8 53V52H7ZM21 53V52H20ZM19 53V54H20ZM146 53V52H145ZM148 53V52H147ZM183 53V52H182ZM190 54V52H188ZM201 53V52H199ZM3 54V52H2ZM130 54V53H129ZM180 54V53H179ZM186 54V53H185ZM192 54V53H191ZM210 54V53H209ZM11 55V54H10ZM134 55V54H132ZM150 55V54H149ZM184 55V54H183ZM194 55V54H193ZM199 55V54H198ZM212 55V52H211ZM210 55V56H211ZM216 55V54H215ZM222 55V53L220 54V56ZM230 55V54H229ZM252 55V54H251ZM1 56V55H0ZM8 56V55H7ZM147 56V55H146ZM153 56V55H152ZM157 56V55H155ZM155 56H154V60H155ZM167 56V55H166ZM177 56V55H176ZM185 56V55H184ZM183 56V57H184ZM232 56V54H231ZM12 57V56H11ZM137 57V56H136ZM163 57V56H162ZM187 57V56H186ZM185 57V58H186ZM196 57V56H194ZM198 57V56H197ZM134 58V57H132ZM142 58V57H141ZM160 58V57H158ZM157 58V59H158ZM168 58V57H167ZM176 58V57H175ZM182 58V57H181ZM191 58V55H190ZM202 58H205L204 56H202ZM216 58V57H214ZM213 58V59H214ZM151 59V58H149ZM166 59V57H165ZM189 59V58H188ZM196 59V58H195ZM231 59V58H230ZM259 59V58H258ZM1 60V59H0ZM4 60V59H3ZM14 60V59H13ZM130 60V58H129ZM163 60V58H162ZM175 60V59H174ZM182 60V59H181ZM206 60V58H205ZM7 61V60H6ZM152 61V60H150ZM168 61V60H167ZM172 61V60H171ZM169 61V62H171ZM176 61V60H175ZM184 61V60H183ZM188 61V60H186ZM197 61V60H195ZM194 61V62H195ZM207 61V60H206ZM204 61V63L206 62ZM220 61V60H219ZM230 61V60H229ZM235 61V60H234ZM4 62V61H3ZM9 62V60H8ZM132 62V61H131ZM131 62L129 61V64H131ZM163 62V61H162ZM162 62H160L162 64ZM200 62V61H199ZM5 63V62H4ZM11 63V61H10ZM154 63V62H152ZM156 63V62H155ZM176 63V62H173ZM198 63V62H197ZM195 63V65L197 64ZM211 63V61H210ZM221 63V62H220ZM1 64V63H0ZM13 64V63H12ZM37 64V63H36ZM126 64V63H125ZM124 64V66H125ZM128 64V65H129ZM159 64V65H161ZM188 64V63H187ZM190 64V63H189ZM194 64V63H193ZM214 64V62H213ZM219 64V62H218ZM8 64H6L5 66H7ZM35 65V64H34ZM39 65V66H40ZM132 67L133 65L137 67L141 68H145V66L147 65L146 60L142 59H138L135 58L133 59L132 62ZM170 65V64H169ZM176 65V64H175ZM194 65V66H195ZM209 65V64H208ZM207 65V66H208ZM231 65V64H230ZM239 65V64H238ZM10 66V65H9ZM8 66V67H9ZM12 66V65H11ZM43 66V67H44ZM174 66V65H173ZM177 66V65H176ZM179 66V65H178ZM229 65H227L228 67ZM244 66V64H243ZM1 67V66H0ZM31 67V65H30ZM29 67V68H30ZM122 67V66H121ZM147 67V66H146ZM159 67V66H158ZM164 67V66H162ZM166 67V66H165ZM198 67V66H197ZM217 67V66H216ZM6 68V67H5ZM10 68V67H9ZM149 68V67H148ZM160 68V67H159ZM168 68V67H167ZM183 68V67H182ZM181 68V69H182ZM191 68V66L189 67ZM196 68V67H195ZM226 68V66H225ZM232 68V67H229ZM235 68V67H234ZM233 68V69H234ZM253 68V67H252ZM126 69V68H125ZM124 69V70H125ZM130 68H128L129 70ZM157 70V68H154ZM166 69V68H165ZM188 69V68H187ZM216 69V68H215ZM219 69V68H218ZM239 69V68H238ZM123 70V69H122ZM121 70V71H122ZM127 70V69H126ZM125 70V71H126ZM134 70V69H132ZM131 70V71H132ZM142 70V69H141ZM144 70V69H143ZM149 70V69H147ZM194 70V69H192ZM197 70V69H196ZM195 70V71H196ZM199 70V69H198ZM228 70V69H227ZM245 70V69H244ZM40 71V70H39ZM130 71V72H131ZM174 71V70H172ZM184 72V70H182ZM226 71V70H225ZM44 72V71H43ZM123 72V71H122ZM128 72V71H127ZM135 72V71H133ZM142 72V71H141ZM144 72V71H143ZM142 72V73H143ZM148 72V71H147ZM151 72V71H150ZM160 72V71H159ZM163 72V71H162ZM190 72V70H189ZM198 72V71H197ZM232 72V70H231ZM235 72V71H234ZM233 72V73H234ZM129 73V72H128ZM136 73V72H135ZM140 73V72H139ZM137 73V74H139ZM157 73V72H156ZM161 73V72H160ZM168 73V72H166ZM179 73V72H178ZM193 73V72H192ZM191 73V74H192ZM195 73V72H194ZM215 73V72H214ZM219 73V72H218ZM229 73V72H228ZM233 73H231V76L233 77ZM241 73V71H240ZM243 73V72H242ZM3 74V75H4ZM37 74V73H36ZM40 74V73H39ZM118 74V73H117ZM141 74V73H140ZM144 74V73H143ZM176 74V73H175ZM187 74V73H186ZM209 74V73H208ZM235 74V73H234ZM1 75V74H0ZM135 74H133L134 76ZM142 75V74H141ZM147 75V74H146ZM181 75V74H180ZM180 75L178 77H180ZM223 75V74H222ZM37 76V75H36ZM42 76V74H41ZM47 76V75H46ZM50 76V75H49ZM120 76V74H119ZM128 76V77H127ZM132 76V75H131ZM154 76V74H153ZM160 76V75H159ZM183 77V75H181ZM228 76V75H227ZM226 76V77H227ZM145 77V76H144ZM162 77V76H161ZM160 77V78H161ZM174 77V76H173ZM176 77V76H175ZM180 79H183V78ZM206 78V76H204ZM208 77V76H207ZM214 77V76H212ZM238 77V76H237ZM1 78V76H0ZM136 78V76H135ZM141 78V77H140ZM203 78V77H202ZM216 78V76H215ZM213 78V79H215ZM219 78V77H218ZM225 78V77H224ZM117 79V75L116 78ZM149 79H152V77H150ZM155 79V78H154ZM168 79V78H166ZM174 79V78H173ZM188 79V78H186ZM199 79V78H198ZM204 79V78H203ZM209 79V78H208ZM223 79V78H222ZM234 79V78H233ZM4 81V79H2ZM9 80V81H10ZM129 80V79H128ZM135 80V79H133ZM137 80H140L139 78ZM136 80V81H137ZM153 80V79H152ZM161 80V79H160ZM165 80V79H164ZM163 80V81H164ZM170 80V79H169ZM185 80V79H184ZM200 80V79H199ZM206 80V79H205ZM211 80V79H210ZM218 80V79H217ZM226 80V78H225ZM44 81V80H43ZM132 80H130L131 82ZM143 81V80H142ZM151 81V80H150ZM154 81V80H153ZM162 81V82H163ZM171 81V80H170ZM174 81V80H173ZM178 81V80H177ZM181 81V80H180ZM188 81V80H187ZM186 81V82H187ZM190 81V80H189ZM198 81V80H197ZM221 81V80H219ZM224 81V80H223ZM227 81V80H226ZM232 81V80H231ZM239 81V80H238ZM241 81V80H240ZM244 81V80H243ZM138 82V81H137ZM140 82V81H139ZM146 82V81H145ZM185 82V81H183ZM182 82V84H183ZM210 82V81H209ZM213 82V80H212ZM229 82V81H228ZM242 82V81H241ZM13 83V82H12ZM54 83V84H53ZM133 83V81H132ZM135 83V81H134ZM141 83V82H140ZM148 83V82H147ZM150 83V82H149ZM166 83V82H165ZM164 83V84H165ZM188 83V82H187ZM217 83V81H216ZM234 83V82H233ZM245 83V82H243ZM5 84V83H2ZM129 83H127L128 85ZM139 84V83H138ZM143 84V82H142ZM160 83H158L159 85ZM163 84V83H162ZM172 84V82L170 83ZM174 84V83H173ZM176 84V83H175ZM180 85V82L177 83ZM176 84V85H177ZM186 84V83H185ZM184 84V86H185ZM189 84H192L189 82ZM198 84V83H197ZM209 84V83H208ZM212 84V83H211ZM241 84V83H240ZM41 85V84H40ZM130 85V84H129ZM148 85V84H147ZM157 85V86H158ZM175 85V86H176ZM178 85V86H179ZM188 85V84H186ZM221 85V84H220ZM234 85V84H233ZM45 86V85H44ZM126 86V85H125ZM131 86V85H130ZM141 86V85H140ZM182 86V85H181ZM196 86V85H195ZM228 86V85H227ZM238 85H236V89L237 91H241L242 88H240ZM2 87V86H1ZM38 90H40L39 92H37L36 88ZM132 87V86H131ZM209 87V86H208ZM4 88V87H3ZM8 88V87H7ZM47 88V87H46ZM51 88V87H50ZM126 88H129L126 87ZM146 88V87H145ZM156 88V87H155ZM177 88V87H176ZM6 89V87H5ZM102 89V91H101ZM132 89V88H130ZM137 89V88H136ZM143 89V88H142ZM9 89L6 90H1L0 89V101L6 99L7 97H10V92L8 91ZM51 90V89H50ZM54 89H52L53 91ZM148 90V89H147ZM175 90V89H174ZM182 90V89H181ZM207 90V89H206ZM211 90V89H210ZM226 90V89H225ZM229 90V89H228ZM235 90V89H234ZM244 90V89H243ZM27 91V90H26ZM55 91V90H54ZM163 91V90H162ZM165 91V90H164ZM173 91V90H172ZM176 91V90H175ZM188 91V90H187ZM194 91V90H193ZM209 91V90H208ZM218 91V90H217ZM233 91V90H232ZM51 92V91H50ZM64 92V93H65ZM153 92V91H152ZM157 92V91H156ZM174 92V91H173ZM177 92V91H176ZM179 92V91H178ZM191 92L190 90L188 91V93ZM196 92V91H195ZM230 92V91H229ZM26 93V92H25ZM61 93V92H60ZM133 93V91H132ZM145 93V92H144ZM164 92H162L163 94ZM166 94H168L167 92H165ZM198 93V92H196ZM220 93V92H219ZM233 93V92H232ZM248 93V92H247ZM59 94V93H58ZM134 94V93H133ZM180 94V93H179ZM206 94V93H205ZM208 94V93H207ZM217 94V93H216ZM249 94V93H248ZM61 94H59L60 96ZM136 95V93H135ZM139 95V94H137ZM146 96V94H144ZM142 95V96H144ZM149 95V94H148ZM160 95V94H159ZM174 95V94H173ZM177 95V94H176ZM196 95V94H195ZM209 95V94H208ZM221 95V94H220ZM54 97V95H52ZM140 96V95H139ZM184 96V95H183ZM193 96V95H191ZM198 96V95H197ZM204 96V94H203ZM213 96V95H212ZM211 96V98H212ZM66 97V96H65ZM76 97V96H75ZM166 97V95H165ZM217 97V96H216ZM223 97V96H222ZM228 97V96H227ZM142 98V97H141ZM156 98V97H155ZM162 98V97H161ZM171 98V97H170ZM181 96L178 98L180 99ZM183 98V97H182ZM185 98V97H184ZM188 98V97H187ZM199 98V97H198ZM203 98V97H202ZM244 98V97H243ZM77 99V98H76ZM136 99H138L136 97ZM144 99V98H143ZM146 99V98H145ZM149 99V98H148ZM154 99V98H153ZM158 99V98H156ZM175 99V97H174ZM177 99V100H178ZM241 99V98H240ZM251 99V97H250ZM253 99V98H252ZM9 100V99H8ZM133 100V99H132ZM140 100V98H139ZM138 100V101H139ZM151 100V99H150ZM169 100V99H168ZM176 100V99H175ZM187 100V99H186ZM6 101V100H5ZM65 101V100H64ZM136 101V100H134ZM149 101V100H148ZM157 102V100H155ZM162 101V99H161ZM179 103L180 100H178ZM177 101V102H178ZM191 101V100H190ZM199 101V100H198ZM217 101V99H216ZM239 101V99H238ZM242 101V100H241ZM17 102V101H16ZM15 102V103H16ZM20 102V101H19ZM41 102V101H40ZM77 102V101H76ZM79 102V103H80ZM143 102V101H142ZM147 102V101H146ZM169 102V101H168ZM192 102V101H191ZM210 102V100H209ZM212 102V101H211ZM253 101H251L252 103ZM255 102V101H254ZM3 103V102H2ZM1 103V104H2ZM6 103V102H5ZM14 103V104H15ZM61 103V102H60ZM58 102L55 103H50L51 106H47L46 110L49 111V109H54L53 113H49L50 116L45 117L46 114H48L47 112L44 113V117L45 118H35L33 117H29L28 119L25 117L23 118L22 116H18L15 118L16 123L18 124V126L16 127H11L10 126V130L12 131V139L13 142L12 144L14 145V148H11L12 150H15L16 148V144L18 143V138L20 137L19 134L21 133V128H25V127H33V128H38L40 130V132L45 135V137H47V135L50 134V140L52 139L54 141V139H57L58 136V131H57V127L55 126V124L57 122H59V117L58 116V110H60L62 104H60ZM70 103V102H69ZM80 103V104H81ZM131 103V101H130ZM134 103V102H133ZM140 103V102H139ZM240 106L242 105L241 102ZM237 103V104H238ZM45 104V102L43 103ZM72 104V103H71ZM122 103H120L121 105ZM127 103H125L126 105ZM137 104V103H136ZM162 104V103H161ZM177 104V103H176ZM189 104V103H188ZM187 104V105H188ZM220 104V103H219ZM254 104V103H253ZM3 105V104H2ZM10 105V104H9ZM74 105V104H73ZM78 105V103H77ZM115 105V104H114ZM124 105V104H123ZM149 105V104H148ZM165 105V104H164ZM183 105V104H182ZM181 105V106H182ZM197 105V104H196ZM244 105V104H243ZM7 106V105H6ZM14 106V105H13ZM11 105V108L13 107ZM128 106V105H126ZM126 106H124L123 108H125ZM137 106V105H136ZM135 106V108H136ZM154 106V105H152ZM171 106V105H169ZM180 106V107H181ZM209 106V105H208ZM24 107V106H23ZM44 107V106H43ZM42 107V108H43ZM81 107V106H78ZM139 107V106H138ZM148 107V106H147ZM150 107V106H149ZM162 107V106H161ZM164 107V106H163ZM179 106H177L178 108ZM206 107V106H205ZM5 108V107H4ZM14 108V107H13ZM16 108V106H15ZM77 108V107H76ZM122 108V109H123ZM140 108V107H139ZM139 108L137 110H139ZM152 108V107H151ZM184 108V107H183ZM240 108V107H239ZM243 108V107H242ZM8 109V108H7ZM7 109H2V107L0 108V122L4 123V124H8V120H9V116H8V111ZM27 109V108H26ZM75 109V108H74ZM157 109V107H156ZM180 109V108H179ZM193 109V108H192ZM203 109V107H202ZM116 111H118L117 109H115ZM126 110H128L126 108ZM126 110L124 112H126ZM177 110V109H176ZM185 110V109H183ZM200 110V109H199ZM205 110H207L205 108ZM251 110V109H250ZM121 111V110H119ZM136 111V110H134ZM133 111V112H134ZM181 111V110H180ZM187 111V110H186ZM194 111V110H193ZM241 111V110H239ZM245 111V110H244ZM29 112V111H28ZM36 112V111H35ZM44 112V111H42ZM51 112V111H50ZM114 112V111H113ZM128 112V111H127ZM126 112V113H127ZM141 112V111H140ZM182 112V111H181ZM185 112V111H184ZM192 112V111H190ZM189 112V113H190ZM195 112V111H194ZM197 112V111H196ZM201 112V110H200ZM204 112V111H203ZM122 113V112H121ZM155 113V112H154ZM187 113V112H186ZM206 113V112H205ZM208 113V112H207ZM211 113V112H210ZM240 113V112H239ZM42 114V113H41ZM124 114V113H123ZM150 114V113H149ZM177 114V113H176ZM198 114V113H197ZM212 114V113H211ZM35 115V114H34ZM116 115V113H115ZM125 115V114H124ZM127 115V114H126ZM135 115V114H134ZM161 115V114H160ZM191 115V114H190ZM196 115V113L194 114ZM193 115V116H194ZM201 115V114H200ZM208 115V114H207ZM120 116V115H119ZM128 116V115H127ZM144 116V115H143ZM142 116V117H143ZM159 116V114H158ZM11 117V116H10ZM38 117V116H37ZM126 117V116H125ZM170 117V116H169ZM172 117V115H171ZM182 117V116H181ZM195 117V116H194ZM197 117V116H196ZM199 117V116H198ZM212 117V116H211ZM240 117V116H239ZM61 118V117H60ZM65 118V117H64ZM69 118V117H68ZM113 118V119H112ZM123 118V117H122ZM131 118V117H130ZM140 118V117H139ZM151 118V117H150ZM159 118V117H158ZM179 117L177 116V119ZM205 118V117H204ZM118 119V116L117 118ZM121 119V118H120ZM119 119V120H120ZM142 119V118H141ZM147 119V118H146ZM189 119V118H188ZM187 119V120H188ZM194 119V118H192ZM202 119V115L201 118ZM64 120V119H63ZM74 120V119H73ZM132 120V118H131ZM130 120V121H131ZM135 120V119H133ZM139 120V119H138ZM143 120V119H142ZM150 120V119H149ZM157 120V119H156ZM155 120V121H156ZM164 120V119H163ZM196 120V119H195ZM240 120V119H239ZM258 120V119H256ZM61 121V120H60ZM121 121V120H120ZM147 121V120H146ZM160 121V120H159ZM162 121V120H161ZM169 121V120H168ZM181 121V120H180ZM203 121V120H202ZM202 121L200 122V124H203ZM248 121V120H247ZM65 122V121H63ZM127 122V120H126ZM134 122V121H133ZM143 122V121H142ZM149 123L151 122L148 121ZM157 122V121H156ZM164 122V121H163ZM189 122V121H186ZM222 122V121H221ZM252 122V121H251ZM11 123V122H10ZM66 123V122H65ZM83 123V122H82ZM123 123V122H122ZM130 123V122H129ZM137 125L139 123L136 122ZM145 123V122H144ZM154 123V122H153ZM165 123V122H164ZM163 123V124H164ZM180 123V122H179ZM193 123V122H192ZM191 123V124H192ZM198 123V122H196ZM208 123V122H207ZM250 123V122H249ZM60 124V122H59ZM72 124V123H71ZM70 124V125H71ZM133 124V123H132ZM147 124V123H146ZM152 124V123H151ZM166 124V123H165ZM170 125L172 123H169ZM169 124H167L169 126ZM190 124V125H191ZM205 124V123H204ZM237 124H241L240 122ZM253 124V122H252ZM5 125V126H6ZM16 125V124H15ZM14 125V126H15ZM63 125V124H62ZM67 125V123H66ZM73 125V124H72ZM78 125V124H77ZM148 125V124H147ZM154 125V124H153ZM159 125V122H158ZM162 125V123H161ZM180 125H182V123H180ZM185 125V124H184ZM208 125V124H207ZM214 125V124H213ZM22 126V127H20ZM76 126V124H75ZM123 126V125H122ZM129 126V124H128ZM135 126V124H134ZM146 126V125H145ZM152 126V125H151ZM156 126V123H155ZM166 126V125H165ZM175 126V125H174ZM189 126V125H188ZM196 126V125H195ZM8 127V126H6ZM20 127V128H18ZM59 127V126H58ZM80 127V126H79ZM127 127V126H126ZM131 127V126H130ZM141 127V126H140ZM147 127V126H146ZM150 127V126H149ZM190 127V126H189ZM194 127V126H193ZM27 128V130H29ZM67 129V127H65ZM64 128V129H65ZM71 128V127H70ZM73 128V126H72ZM78 128V127H77ZM168 128V127H167ZM166 128V129H167ZM180 128V127H179ZM177 128V129H179ZM201 128V127H200ZM6 129H9L6 128ZM5 129V130H6ZM32 129V128H31ZM30 129V130H31ZM59 129V128H58ZM79 129V128H78ZM81 129V128H80ZM128 129V127H127ZM142 129V128H141ZM159 129V128H158ZM157 129V130H158ZM162 129V128H161ZM170 129V128H169ZM185 129V128H184ZM183 129V130H184ZM191 129V128H190ZM189 129V130H190ZM195 129V128H194ZM206 129V128H205ZM224 129V128H223ZM259 129V128H258ZM25 130V129H24ZM62 130V129H61ZM69 129H67L68 131ZM73 130V129H72ZM156 130V129H155ZM164 131V127L162 129ZM182 130V132H183ZM199 130V129H198ZM208 130H210L208 128ZM230 130V129H229ZM253 130V129H252ZM255 130V129H254ZM26 131V130H25ZM37 131V130H36ZM63 131V130H62ZM83 131V130H82ZM81 131V132H82ZM177 133L179 130H176ZM181 131V129H180ZM202 131V130H201ZM200 131V132H201ZM1 132V130H0ZM24 132V131H23ZM29 133V131H26L24 133ZM31 132V131H30ZM66 132V130H65ZM71 132V131H70ZM158 132V131H157ZM174 132V130H173ZM187 132V131H186ZM192 133V131H189ZM209 132V131H208ZM72 133V132H71ZM74 133V131H73ZM72 133V135H74ZM77 133V132H76ZM85 133V132H84ZM83 133V134H84ZM151 133V132H150ZM168 133V131H167ZM176 133V134H177ZM39 134V133H38ZM70 134V133H68ZM81 134V133H80ZM79 134V135H80ZM115 134V133H114ZM128 134V133H127ZM157 133H154V135ZM165 134V133H164ZM170 134V133H169ZM193 134V133H192ZM196 134V133H194ZM204 134V133H203ZM6 135V134H5ZM10 135V134H9ZM120 135V132H119ZM122 135V134H121ZM130 135V134H129ZM145 134L138 133L135 134V136L133 138H135L136 141H139ZM163 134H161L162 137ZM174 135V134H173ZM170 138H172V136ZM181 135V134H180ZM61 136V135H60ZM67 136V135H66ZM65 136V137H66ZM75 136V135H74ZM78 136V135H76ZM81 136V135H80ZM146 136V135H145ZM175 136V135H174ZM182 136V135H181ZM200 136V135H199ZM25 136H22V138ZM29 137V136H28ZM27 137V138H28ZM33 137V136H32ZM38 139V136H36ZM44 137V136H43ZM64 137V138H65ZM158 137V136H157ZM160 137V136H159ZM164 137V136H163ZM166 137V136H165ZM31 137H29L30 139ZM35 138V137H33ZM32 138V139H33ZM49 138V137H47ZM60 138V137H59ZM63 138V137H62ZM63 138V139H64ZM68 138V137H67ZM72 138V137H71ZM114 137V141H115ZM121 138V137H120ZM126 138V137H125ZM167 138V137H166ZM181 138V137H180ZM4 138H2L3 140ZM6 139V138H5ZM9 139V138H8ZM26 139V138H25ZM28 139V140H29ZM66 139V138H65ZM77 139V138H76ZM113 139V138H112ZM153 139V138H152ZM150 139V140H152ZM159 139V138H158ZM188 139V138H187ZM186 139V140H187ZM27 140V139H26ZM62 140V139H61ZM110 141V138L108 139ZM149 140V141H150ZM157 140V139H156ZM175 140V138H174ZM22 141V139H21ZM45 141V140H44ZM48 141V140H46ZM45 141V142H46ZM63 141V140H62ZM69 141V140H68ZM78 141V139L76 140ZM112 141V140H111ZM112 141V142H114ZM125 141V140H124ZM126 141H128V139H126ZM130 141V139H129ZM148 141V140H147ZM153 141V140H152ZM180 141V139H179ZM33 142V141H32ZM49 142V141H48ZM52 142V141H50ZM65 142V140H64ZM107 143V141H105ZM123 142V141H122ZM146 142V141H144ZM151 142V141H150ZM174 142V141H173ZM172 142V143H173ZM185 141H183L184 143ZM44 143V142H43ZM53 143V142H52ZM55 143V142H54ZM59 143V142H58ZM61 143V142H60ZM59 143V145L61 146V144ZM75 143V141H74ZM79 143V142H78ZM115 144H117V142H114ZM121 143V142H120ZM126 143V142H125ZM171 143V144H172ZM187 143V142H186ZM7 144V143H6ZM10 144V143H9ZM19 144V143H18ZM23 144V143H22ZM32 144V143H30ZM35 144V143H33ZM37 144V149L40 151L41 147L40 145ZM46 144V143H45ZM50 144V143H49ZM112 144V143H111ZM129 144V143H127ZM152 144V143H151ZM180 144V142H179ZM193 144V143H192ZM57 145V143H56ZM73 145V144H72ZM119 144H117L118 146ZM170 145V144H169ZM175 144H173L174 146ZM195 145V144H194ZM198 145V144H197ZM9 146V145H8ZM23 146V145H22ZM68 146V145H65ZM115 146V145H114ZM124 146V144H123ZM176 146V145H175ZM219 146V145H218ZM26 147V146H25ZM46 147V146H45ZM52 147V146H51ZM54 147V144H53ZM76 147V146H75ZM121 147V146H120ZM126 148V145L124 146ZM123 147V149H124ZM172 147V146H171ZM3 148V147H2ZM7 148V147H6ZM29 148V147H28ZM50 148V146H49ZM58 148V145H57ZM64 148V146H63ZM62 148V149H63ZM69 148V147H68ZM122 148V147H121ZM130 148V145L129 147ZM134 148V147H133ZM136 148V147H135ZM151 148V147H150ZM153 148V146H152ZM151 148V149H152ZM157 148V146H156ZM159 148V147H158ZM166 148V147H165ZM180 148V147H179ZM190 148V147H189ZM188 148V149H189ZM206 148V147H205ZM211 148V147H210ZM225 148V147H224ZM1 149V148H0ZM33 149V148H31ZM54 149V148H53ZM52 149V150H53ZM61 149V150H62ZM137 149V148H136ZM169 149V148H168ZM185 149V148H184ZM196 149V148H195ZM264 149V148H263ZM2 150V149H1ZM7 150V149H6ZM21 150V148H20ZM30 150V149H29ZM47 150V149H45ZM44 150V151H45ZM51 150V151H52ZM57 150V149H56ZM116 150V148H115ZM134 150V149H133ZM148 150V149H145ZM170 150V149H169ZM168 150V151H169ZM173 150V149H172ZM179 150V149H178ZM186 150V149H185ZM199 150V149H198ZM206 150V149H205ZM3 151V150H2ZM1 151V154H3ZM19 151V149H18ZM23 151V149H22ZM21 151V152H22ZM43 151V149H42ZM60 151V150H59ZM64 151V150H63ZM68 151V150H67ZM126 151V150H125ZM128 151V150H127ZM138 151V150H137ZM144 151V150H143ZM157 151V150H156ZM159 151V150H158ZM162 151V149H161ZM159 151V152H161ZM201 151V150H200ZM259 151V150H258ZM4 152V151H3ZM11 153V150L9 151ZM14 152V151H12ZM122 152V151H121ZM120 152V153H121ZM140 153V151H138ZM137 152V153H138ZM150 152V151H149ZM149 152L147 154H149ZM167 152V151H166ZM176 152V151H175ZM179 152V151H178ZM194 152V151H193ZM221 152V151H220ZM219 152V153H220ZM20 153V152H19ZM46 153H48V151H46ZM50 153V152H49ZM62 153V152H60ZM133 153V152H131ZM136 153V154H137ZM146 153V152H145ZM144 153V154H145ZM155 153V152H154ZM172 153V151H171ZM170 153V154H171ZM177 153V152H176ZM180 153V152H179ZM186 153V152H185ZM208 153V152H207ZM38 154V153H36ZM40 154V153H39ZM51 154V153H50ZM151 154V152H150ZM163 154V153H162ZM161 154V155H162ZM167 154L169 155V153L167 152ZM178 154V153H177ZM204 154V153H203ZM216 154V153H215ZM22 155V154H21ZM29 155H31L29 153ZM28 155V156H29ZM42 155V154H41ZM40 155V156H41ZM47 155V154H46ZM52 155V154H51ZM60 155V154H59ZM125 155V154H124ZM129 155V154H128ZM157 155V152L156 154ZM160 155V157H161ZM172 155V154H171ZM180 155V154H179ZM178 155V156H179ZM191 155V154H190ZM188 155V156H190ZM202 155V154H201ZM200 155V156H201ZM213 155V153H212ZM23 156V155H22ZM116 156V155H115ZM142 156V155H141ZM148 156V155H147ZM175 156V155H174ZM206 156V155H205ZM221 156V155H218ZM4 157V156H3ZM52 157V156H51ZM48 158L49 162H51L53 159L56 158ZM56 157V156H55ZM114 157V156H113ZM119 157V156H118ZM131 157V155H130ZM129 157V158H130ZM193 157V156H192ZM127 158V157H125ZM134 158V157H133ZM143 158V157H142ZM154 158V155H153ZM182 158V156H181ZM180 158V159H181ZM204 158V157H203ZM209 158V157H207ZM217 158V156H216ZM20 159V158H19ZM121 159V158H120ZM131 159V158H130ZM141 159V158H140ZM152 159V158H151ZM159 159V158H158ZM178 159V157H177ZM183 159V158H182ZM186 159V158H185ZM190 159V158H189ZM215 159V157H214ZM223 159V158H222ZM2 160V159H1ZM0 160V161H1ZM7 160V159H6ZM5 160V161H6ZM77 160V158H76ZM102 160V161H101ZM118 160V159H117ZM148 160V159H147ZM188 160V159H187ZM205 160V159H204ZM209 160V159H208ZM22 161V160H21ZM114 161V160H113ZM135 161V160H133ZM144 161V160H143ZM142 161V162H143ZM159 161V160H158ZM191 161V159H190ZM194 161V160H193ZM206 161V160H205ZM212 160H209V162ZM227 161V160H226ZM257 161V160H256ZM11 162V161H10ZM9 162V163H10ZM54 162V161H53ZM52 162V163H53ZM56 162V160H55ZM68 162V161H67ZM84 162V161H83ZM90 162V161H89ZM145 162V161H144ZM175 162V161H174ZM180 162V161H179ZM185 162V161H184ZM183 162V163H184ZM188 162V161H187ZM198 162V161H197ZM208 162V161H207ZM208 162V163H209ZM70 163V162H69ZM85 163V162H84ZM117 163V162H114ZM157 163V161H156ZM177 163V161H176ZM191 163V162H190ZM125 164V163H124ZM130 164V163H129ZM133 164V163H132ZM174 164V163H173ZM186 164V163H185ZM195 164V163H194ZM205 164V163H204ZM214 164V163H213ZM212 164V165H213ZM53 165V164H52ZM76 165V164H75ZM85 165V164H84ZM90 165V164H89ZM88 165V167H89ZM117 165V164H116ZM122 165V164H121ZM126 165V164H125ZM178 165V164H177ZM201 165V164H200ZM11 166V165H10ZM77 166V165H76ZM115 166V165H114ZM124 166V165H123ZM131 166V164H130ZM142 166V165H141ZM140 166V167H141ZM181 166V165H180ZM189 166V165H187ZM186 166V167H187ZM191 166V165H190ZM206 166V165H205ZM208 166V164H207ZM53 167V166H52ZM122 167V166H121ZM156 167V166H155ZM171 167V166H170ZM202 167V166H201ZM217 167V166H216ZM71 168V167H70ZM125 168V167H124ZM123 168V169H124ZM135 168V167H134ZM137 168V167H136ZM183 167H181L182 169ZM190 168V167H188ZM195 168V167H193ZM222 168V167H221ZM118 169V168H116ZM132 169V168H131ZM138 169H140L138 167ZM146 169V168H145ZM212 169V168H211ZM214 169V168H213ZM72 170V169H71ZM74 170V169H73ZM85 170V169H84ZM137 170V169H136ZM153 170V169H152ZM170 170V169H169ZM184 170H186L184 168ZM195 170V169H194ZM208 170V169H207ZM79 171V170H78ZM122 171V170H120ZM124 171V170H123ZM122 171V173H123ZM141 171V170H140ZM150 171V170H149ZM171 171V170H170ZM187 171V170H186ZM260 171V170H259ZM27 172L30 174V176H28L29 178L26 179L24 177H26L24 175V173ZM132 172V171H131ZM145 172V171H144ZM147 172V171H146ZM151 172V171H150ZM208 172V171H207ZM72 173V172H71ZM129 173V170H128ZM134 173V172H132ZM194 173V172H193ZM205 173V171H204ZM216 173V172H215ZM214 173V175H215ZM219 173V172H218ZM78 174V173H77ZM76 174V175H77ZM81 174V173H80ZM120 174V172H119ZM131 174V173H130ZM146 174V173H145ZM154 174V173H153ZM152 174V175H153ZM176 174V173H175ZM178 174V173H177ZM176 174V175H177ZM186 174V173H185ZM188 174V172H187ZM192 174V172H191ZM27 175V174H26ZM125 175V174H123ZM122 175V176H123ZM159 175V174H158ZM173 174L171 173V176ZM183 175V174H182ZM195 175V174H194ZM220 175V174H219ZM218 175V176H219ZM24 176V177H23ZM115 176H118V174H116ZM147 176V174H146ZM151 176V175H150ZM150 176L148 178H150ZM166 176V175H165ZM164 176V177H165ZM169 176V175H168ZM169 176V177H171ZM175 176V175H174ZM189 176V174H188ZM192 176V175H190ZM216 176V175H215ZM221 176V175H220ZM225 176V175H224ZM73 177V176H72ZM75 177V176H74ZM78 177V176H77ZM143 177V176H142ZM152 177V176H151ZM181 177V176H180ZM185 177V175H184ZM249 177V176H248ZM247 177V178H248ZM161 178H163L161 176ZM168 178V177H166ZM165 178V179H166ZM196 178V177H195ZM197 178H199L197 176ZM201 178V177H200ZM74 179V178H73ZM133 178H130V180ZM135 179V178H134ZM152 179V178H151ZM175 179V178H174ZM182 178H180L181 180ZM184 179V178H183ZM190 179V178H189ZM216 179V178H215ZM223 179V178H222ZM146 180V179H145ZM148 180V179H147ZM155 180V179H154ZM163 180V179H162ZM186 180V179H185ZM191 180V179H190ZM207 180V179H206ZM210 180V179H209ZM78 181V180H76ZM142 181V180H141ZM149 181V180H148ZM161 181V180H160ZM165 181V180H164ZM167 181V180H166ZM182 181V180H181ZM184 181V180H183ZM191 181H195V180H191ZM121 182V181H120ZM125 182V181H124ZM155 182V181H154ZM154 182H152V184H154ZM175 182V181H174ZM190 182V181H189ZM220 182V181H219ZM245 182V181H244ZM264 182V181H263ZM139 183V180H138ZM144 183V182H143ZM162 183V181H161ZM184 183V182H181ZM198 183V182H196ZM227 183V182H225ZM234 183V182H233ZM120 184V183H119ZM122 184V183H121ZM124 184V183H123ZM133 184V183H132ZM151 184V185H152ZM189 184V183H188ZM224 184V183H223ZM263 184V183H262ZM127 185V184H126ZM141 185V184H140ZM176 185V184H175ZM246 185V184H245ZM142 186V185H141ZM140 186V189H141ZM144 186V184H143ZM147 186V185H146ZM158 186V185H157ZM172 186V185H171ZM170 186V188H171ZM174 186V185H173ZM186 186V185H185ZM188 187H190L189 185H187ZM220 186V185H219ZM223 186V185H222ZM68 188L71 190V192L73 193L72 195L76 196V201H80L83 204L84 208L83 210L84 213H77L76 211H70L68 213H64V211L62 212V209H66L65 206L69 205V199H63L62 197L58 196V194L60 193V191L64 188ZM116 187L117 186L116 184ZM129 187V186H128ZM134 187V185H133ZM162 187H164L162 185ZM179 187V186H178ZM181 187V184H180ZM263 187V186H262ZM115 188V187H114ZM144 188V187H143ZM174 188V187H173ZM185 188V187H184ZM192 188V187H190ZM222 188V187H221ZM220 188V190H221ZM224 188V187H223ZM222 188V189H223ZM127 189V188H126ZM131 189V188H130ZM158 189V188H157ZM167 189V188H165ZM169 189V188H168ZM177 189V188H176ZM180 189V188H179ZM182 189V188H181ZM219 189V188H218ZM236 189V188H235ZM125 190V189H124ZM145 190V188H144ZM147 190V189H146ZM175 190V189H174ZM185 190V189H184ZM189 190V189H188ZM264 190V189H263ZM117 191V190H116ZM158 191V190H156ZM160 191V190H159ZM178 191V189L176 190ZM198 191V190H197ZM167 192H169V190H167ZM172 192V191H171ZM228 192V191H227ZM66 194V192H64ZM63 193V194H64ZM130 190H129V192ZM145 193V192H143ZM161 193V192H160ZM159 193V194H160ZM165 193V192H164ZM177 193V192H176ZM219 193V192H218ZM70 194V193H68ZM122 194V193H120ZM156 194V193H155ZM163 194V193H161ZM125 195V194H124ZM141 195V194H140ZM169 195V194H167ZM156 196V195H155ZM174 196V195H172ZM178 196V195H177ZM65 197V196H64ZM164 197V195L162 196ZM166 197V196H165ZM171 197V195H170ZM218 197V196H217ZM221 197V196H220ZM225 197V196H224ZM229 197V196H228ZM68 198V197H67ZM116 198V197H115ZM124 198V197H123ZM131 198V197H130ZM146 198V197H145ZM173 198V197H172ZM236 198V197H235ZM240 198V197H239ZM253 198V197H252ZM54 199H56V201H54ZM71 199V198H70ZM74 199V198H72ZM122 199V198H121ZM135 199V198H134ZM137 199V198H136ZM139 199V198H138ZM174 199V198H173ZM223 199V198H222ZM227 199V198H226ZM241 199V198H240ZM4 200V199H3ZM10 200V202H11ZM120 200V199H119ZM131 200V199H130ZM147 200V198H146ZM145 200V201H146ZM163 200V199H162ZM176 200V199H175ZM173 200V201H175ZM225 200V199H224ZM239 200V199H238ZM242 200V199H241ZM6 200H4L3 202H5ZM9 201V200H8ZM123 201V200H122ZM153 201V199H152ZM165 201V200H164ZM231 201V200H230ZM237 201V199H236ZM2 202V203H3ZM120 201H118L119 203ZM127 202V201H126ZM133 202V201H132ZM138 202V201H137ZM147 202V201H146ZM145 202V203H146ZM159 202V201H158ZM234 202V201H232ZM238 202V201H237ZM236 202V203H237ZM72 203V202H71ZM235 203V202H234ZM261 203V202H259ZM73 204V203H72ZM175 204V203H174ZM244 204V203H243ZM81 205V204H80ZM148 205V204H147ZM168 205V204H167ZM240 205V203H239ZM247 205V204H246ZM131 206V205H130ZM151 206V205H149ZM148 206V207H149ZM157 206V205H156ZM160 206V204H159ZM244 206V205H242ZM133 207V206H132ZM139 207V206H138ZM167 207V206H166ZM165 207V208H166ZM209 207V206H208ZM207 207V208H208ZM236 207V206H234ZM238 207V206H237ZM241 207V206H240ZM239 207V208H240ZM255 207H257L255 205ZM135 208V207H134ZM150 208V207H149ZM163 208V207H162ZM168 208V207H167ZM173 208V207H172ZM183 208V207H182ZM244 208V207H243ZM258 208H260V205L258 206ZM262 208V207H261ZM153 209V208H152ZM158 209V208H157ZM246 209V208H245ZM256 209V208H255ZM135 210V209H134ZM160 210V209H159ZM158 210V211H159ZM263 210V209H262ZM113 211V213H112ZM151 211V210H150ZM157 211V210H156ZM160 212V211H159ZM256 212V211H255ZM137 213V212H136ZM197 213V212H196ZM204 213V212H203ZM241 213V212H240ZM195 214V212L193 213ZM198 214V213H197ZM221 214V213H220ZM232 214V213H231ZM239 214V213H238ZM137 215V214H136ZM199 215V214H198ZM197 215V216H198ZM141 215H139L140 217ZM148 216V215H147ZM236 216V215H235ZM240 216V215H239ZM242 216V215H241ZM244 216V215H243ZM131 218V217H130ZM138 218V217H137ZM200 218V217H199ZM198 218V219H199ZM240 218V217H239ZM238 218V219H239ZM132 219V218H131ZM143 219V218H142ZM153 219V218H152ZM209 219V218H208ZM134 220V219H133ZM169 220V219H168ZM172 219H170L171 221ZM194 220V219H192ZM191 220V221H192ZM197 220V219H196ZM195 220V221H196ZM159 221V220H158ZM173 221V220H172ZM241 221H242V217H241ZM155 222V219H154ZM160 222V221H159ZM168 222V221H167ZM197 222V221H196ZM195 222V223H196ZM201 222V221H200ZM226 222V221H225ZM133 223V222H132ZM138 223V222H137ZM140 223V221H139ZM171 223V222H169ZM173 223V222H172ZM208 223V222H207ZM238 223V222H237ZM246 223V222H245ZM116 224V223H114ZM141 224V223H140ZM143 224V223H142ZM141 224V225H142ZM153 224V223H152ZM260 224V223H259ZM129 225V224H128ZM138 225V224H137ZM196 225V224H195ZM210 225H215L211 224ZM241 225V224H240ZM249 225V224H248ZM133 226V225H132ZM145 226V225H144ZM149 226V225H148ZM209 226V225H208ZM239 226V225H238ZM119 227V226H118ZM134 227V226H133ZM150 227V226H149ZM148 227V229H149ZM162 227V226H160ZM199 227V225H198ZM236 227V226H235ZM234 227V228H235ZM263 227V226H262ZM120 228V227H119ZM146 228V227H145ZM143 227V229H145ZM153 228H156L153 226ZM151 227V229H153ZM159 228V227H158ZM188 228V227H187ZM214 228V227H213ZM218 227H216L217 229ZM244 228V227H243ZM146 229V230H148ZM229 229V228H227ZM233 229V228H232ZM231 229V230H232ZM122 230V229H121ZM138 230V229H137ZM157 230V229H156ZM199 230V229H198ZM202 230V229H201ZM235 230V229H234ZM247 230V229H246ZM253 231V229H251ZM260 230V229H259ZM264 229L262 228V231ZM124 231V230H122ZM128 231V230H127ZM141 231V230H140ZM143 231V230H142ZM149 231V230H148ZM160 231H162L160 229ZM200 231V230H199ZM198 231V232H199ZM220 231V230H219ZM223 231V230H222ZM233 231V230H232ZM242 231V229H241ZM261 231V232H262ZM130 232V231H129ZM134 232V231H133ZM184 232V231H183ZM214 232V229H213ZM212 232V233H213ZM224 232V231H223ZM228 232V231H227ZM226 232V233H227ZM230 232V231H229ZM228 232V233H229ZM234 232V231H233ZM240 232V231H239ZM244 232V231H242ZM121 233V232H120ZM123 233V232H122ZM125 233V232H124ZM123 233V234H124ZM128 233V232H127ZM162 233V232H161ZM216 233V232H214ZM222 233V232H221ZM236 233V232H235ZM256 233V231L254 232ZM264 233V232H262ZM129 234V233H128ZM148 234V233H147ZM150 234V233H149ZM159 234V233H158ZM218 234H220L218 232ZM234 234V233H233ZM122 235V234H121ZM167 235V234H166ZM169 235V234H168ZM143 236V235H142ZM146 236V234H145ZM149 236V235H148ZM210 236V235H209ZM222 236V235H221ZM230 236V235H229ZM236 236V235H235ZM246 236V235H245ZM123 237V236H122ZM125 237V235H124ZM129 237V236H128ZM135 237V236H134ZM144 237V236H143ZM215 237V236H214ZM220 237V236H218ZM240 237V236H239ZM133 238V237H132ZM147 238V237H146ZM162 238V236L160 237ZM227 238V237H226ZM238 238V237H237ZM241 238V237H240ZM91 239H94L93 241ZM119 239V237H118ZM123 239V238H122ZM135 239V238H134ZM137 239V238H136ZM150 239V237H149ZM219 239V238H218ZM222 239V238H221ZM220 239V240H221ZM228 239V238H227ZM231 239V238H230ZM236 239V238H234ZM244 239V238H243ZM257 239V238H256ZM255 239V240H256ZM125 241V239H123ZM123 240H119V241H123ZM144 240V239H141ZM254 240V241H255ZM108 241H110V243H108ZM135 241V240H134ZM155 241V240H154ZM162 241V240H161ZM160 241V242H161ZM180 241V240H179ZM217 241V240H216ZM224 241V240H223ZM257 241V240H256ZM129 242V241H126ZM133 242V241H132ZM136 242V241H135ZM214 242V241H213ZM226 242V241H225ZM237 242V241H236ZM234 240V243H236ZM239 242V241H238ZM243 242V241H242ZM117 243V242H116ZM114 243V245L116 244ZM122 243V242H121ZM139 243V242H138ZM144 243V242H143ZM245 243V242H244ZM258 243V242H257ZM162 244V243H161ZM253 244L252 242L250 243V245ZM111 245V244H110ZM138 245V244H137ZM145 245V243H144ZM158 245V244H157ZM217 245V243H216ZM224 245V244H223ZM228 245V244H227ZM233 245V244H232ZM246 245V244H245ZM248 245V244H247ZM112 246V245H111ZM122 246V245H120ZM126 246V245H125ZM130 246V245H129ZM136 246V245H135ZM226 246V245H225ZM229 246V245H228ZM227 246V247H228ZM231 246V245H230ZM236 246V245H235ZM115 247V246H114ZM127 247V246H126ZM132 247V246H131ZM234 247V246H233ZM246 247V246H245ZM140 248V247H138ZM143 248V247H142ZM141 248V249H142ZM219 248H220V244H219ZM224 248V247H222ZM252 248V247H251ZM122 249V248H121ZM127 249V248H126ZM134 249V248H133ZM145 249V248H144ZM159 249V248H158ZM234 249V248H232ZM187 250V249H186ZM185 250V251H186ZM237 250V249H236ZM122 251V250H121ZM141 251V250H140ZM139 251V252H140ZM183 251V250H181ZM214 251V250H213ZM220 251V250H219ZM230 251V250H229ZM239 251V250H238ZM252 251V250H250ZM249 251V252H250ZM104 252V251H103ZM114 252V251H113ZM187 252V251H186ZM257 252V251H256ZM147 253V252H146ZM174 253V252H173ZM176 253V251H175ZM226 253V252H225ZM231 253V252H230ZM255 253V251H254ZM104 254V253H103ZM111 254V253H110ZM149 254V253H148ZM180 254V253H179ZM184 254V253H182ZM236 254V253H235ZM239 254V253H238ZM237 254V255H238ZM121 255V254H120ZM138 255V254H137ZM140 255V253H139ZM142 255V254H141ZM140 255V256H141ZM176 255V254H175ZM223 255V254H222ZM228 255V254H227ZM246 255V254H245ZM254 255V254H253ZM259 255V254H258ZM262 255V254H261ZM104 256V255H103ZM107 256V255H106ZM143 256V255H142ZM217 256V255H216ZM241 255L239 254V257ZM102 257V256H101ZM114 257V255H113ZM153 257V256H152ZM168 257V256H166ZM180 257V256H179ZM178 257V258H179ZM185 257V256H184ZM219 257V256H218ZM217 257V258H218ZM237 257V256H236ZM235 257V258H236ZM254 257V256H253ZM257 257V256H256ZM115 258V257H114ZM142 258V257H140ZM155 258V257H154ZM169 258V257H168ZM225 258V257H224ZM259 258V257H258ZM263 258V257H261ZM112 259V258H111ZM117 259V258H116ZM177 259V258H176ZM219 259V258H218ZM217 259V260H218ZM229 259V257H228ZM249 259V258H248ZM247 259V260H248ZM251 259V258H250ZM114 260V259H113ZM123 260V259H122ZM125 260V259H124ZM123 260V261H124ZM264 260V259H263ZM107 261V260H106ZM109 261V260H108ZM112 261V260H111ZM117 261V260H116ZM236 261V260H235ZM239 261V260H238ZM256 261V260H255ZM104 262V261H103ZM114 262V261H112ZM119 262V261H118ZM174 262V260H173ZM177 262V261H176ZM175 262V263H176ZM241 262V261H240ZM260 262V261H259ZM229 263V262H228ZM239 263V262H238ZM237 263V264H238ZM243 263V262H242ZM253 263V261H252ZM111 264V263H110ZM116 264V263H115ZM123 264V263H122ZM126 264V263H125ZM164 264V263H163ZM215 264V263H214ZM245 264V263H243Z\"/></svg>",
	"mask_w": 264,
	"mask_h": 264
}]
</instances>
